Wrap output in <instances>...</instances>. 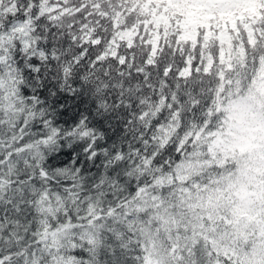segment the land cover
<instances>
[{
    "label": "snow or ice",
    "instance_id": "6c2138e0",
    "mask_svg": "<svg viewBox=\"0 0 264 264\" xmlns=\"http://www.w3.org/2000/svg\"><path fill=\"white\" fill-rule=\"evenodd\" d=\"M0 264H264V0H0Z\"/></svg>",
    "mask_w": 264,
    "mask_h": 264
}]
</instances>
